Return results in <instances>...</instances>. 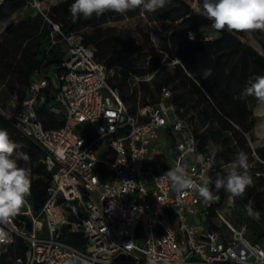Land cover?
<instances>
[{"label":"built area","instance_id":"1","mask_svg":"<svg viewBox=\"0 0 264 264\" xmlns=\"http://www.w3.org/2000/svg\"><path fill=\"white\" fill-rule=\"evenodd\" d=\"M6 0H0V5ZM50 23V38L65 54L54 103L48 110L63 118L56 128H44L36 108L44 99L48 78L35 73L20 106L11 100L0 113L13 127L40 146L56 171L39 212L30 204L6 225L0 224V264H264V242L247 235L226 216L229 197L215 208L214 224L205 222L208 208L198 192H176L160 178L179 162L198 183L209 184L212 170L197 161L195 136L163 87L153 105L129 111L122 93L110 84L116 74L95 60L94 49L79 33H65L42 11L40 2L26 0ZM189 39L195 36L188 34ZM156 72L128 79L130 91ZM52 81V79H51ZM173 139L171 164L146 162L159 132ZM109 171L110 178L101 175ZM206 223L205 228L197 225ZM26 245L22 255L9 252L15 240ZM78 240L76 247L72 242ZM82 239V240H81ZM264 240V237L261 238ZM82 241V242H81Z\"/></svg>","mask_w":264,"mask_h":264},{"label":"trees","instance_id":"2","mask_svg":"<svg viewBox=\"0 0 264 264\" xmlns=\"http://www.w3.org/2000/svg\"><path fill=\"white\" fill-rule=\"evenodd\" d=\"M72 3L74 0H61L51 5L47 17L59 24L65 33H79L83 43L94 49L95 60L106 68L115 69L116 74L110 79V84L120 90L125 103L141 87L143 100L140 107L153 105L159 100L161 89L169 88L171 102L178 116L185 119L195 136L197 151L209 155L215 153L209 187L214 194H218L219 200L208 208L205 222L210 229L218 228L213 222L215 208L223 205L229 195L224 189L217 191L215 188L217 175H226L222 165L233 162L236 159L233 154L237 151H253L259 159L257 163L264 169V144L252 148L248 140L255 126L253 108L258 100L254 96L244 95L248 79L264 75V53L243 39L245 32L213 29L216 35L199 36V30L212 28V21L199 11L202 0H197L198 8L191 7L185 0H169L163 8L157 9L155 18L162 29L159 33L161 53H170L171 58L177 61L167 64L161 61L162 54L154 56L148 71L156 72L149 80L140 81L129 92L128 79L140 76L132 60L122 53L114 35L98 27L97 16H81L74 22L70 13ZM25 5L26 0H6L0 5V21ZM87 27L90 30H86ZM189 33L195 38L189 39ZM64 54L59 44L52 43L50 23L39 12L9 22L0 35V106L6 108L11 100L20 106L27 95L32 76L39 73L49 81L44 88L45 99L36 108L37 117L44 128L61 126L63 118L48 110V105L55 102L56 88L49 73L61 72ZM209 69L211 75L205 77ZM0 129L7 130L10 138L23 146L20 151L29 156L27 162L19 160L18 166L31 171L27 201L32 212L37 213L55 176V163L40 146L19 133L11 120L1 113ZM211 139L218 141L219 150L213 151L208 147ZM257 179L259 183H264L261 174H258ZM248 193L251 197L255 196L256 205L264 200L257 187L249 186ZM233 202L235 206L244 209V197H237ZM235 220L246 222L253 234L250 238L264 237V226L248 214L238 215ZM14 242L16 248L13 249L10 244L9 252L22 255L25 243L19 239ZM72 243L81 248L77 239Z\"/></svg>","mask_w":264,"mask_h":264},{"label":"clouds","instance_id":"3","mask_svg":"<svg viewBox=\"0 0 264 264\" xmlns=\"http://www.w3.org/2000/svg\"><path fill=\"white\" fill-rule=\"evenodd\" d=\"M169 0H74L70 13L75 22L81 16L91 18L99 17L105 12L124 14L136 8L145 12H155L163 8ZM210 21L211 27L217 31L247 32L254 30L264 31V0H202L199 9ZM211 75V70L205 72V77ZM244 95L254 96L259 104L258 111H264V75L249 78L244 89ZM23 146L10 138L7 130L0 129V224H8L18 215L27 204V197L31 188V171L18 166V161L27 162L29 156L20 151ZM197 161L211 168L215 161V153L205 161L203 154ZM249 163L247 154L240 152L236 159L226 166V175H217L215 188L224 189L230 198H243L246 189L252 185L253 180L248 172ZM160 178L170 182L176 192L192 190L198 192L204 203H211L218 199L209 187L207 178L202 183L193 179L187 166L177 163L169 168ZM248 216L259 219L260 213L255 211L252 202L245 206ZM3 230L0 229V243H5Z\"/></svg>","mask_w":264,"mask_h":264},{"label":"rangeland","instance_id":"4","mask_svg":"<svg viewBox=\"0 0 264 264\" xmlns=\"http://www.w3.org/2000/svg\"><path fill=\"white\" fill-rule=\"evenodd\" d=\"M40 2V6L44 14H47L49 7L53 4L61 0H37ZM191 7H197V0H185ZM36 9L31 5H26L22 8L14 11L9 14L6 18L0 21V35L4 30L5 26L9 22H15L22 19L25 15H35ZM157 10L155 12H145L142 8H136L135 10H130L124 14H118L115 12H105L103 15L98 17V27L101 30H105L110 35H114L117 39V46L121 49L122 53L132 60V63L135 65L140 76H145L147 74H151V71H148V67L151 64L154 56H160L162 54V50L160 47L161 39V25L155 18ZM47 16V15H46ZM45 18V17H44ZM46 19V18H45ZM47 20V19H46ZM86 30H90L89 27ZM199 36L211 37L216 35V31L213 28H203L199 30ZM244 40L248 41L251 45H253L256 49L261 52H264V31L254 30L247 31L244 35ZM161 61L167 64H173L177 61L176 58H171L170 53L164 52L161 57ZM50 78L52 79V83L56 86L57 80L54 77V73H49ZM143 100V91L141 87L137 89L135 94L127 100V106L131 113L137 114L138 108L140 107ZM259 101L255 104L253 110L256 116L255 126L248 135L249 144L252 148L255 146L264 144V111H258L257 106ZM198 122V119H196ZM194 126V124H192ZM249 137H251L249 139ZM211 150L216 151L219 150V143L215 139H211L208 146ZM240 151H237L233 154V156L237 157V154ZM249 169L248 172L252 177L253 183L251 186L257 187V189L262 192V196H264V183H259L257 176L261 174L264 176V169H262V165L257 163L259 160L255 153L247 152ZM220 160L222 161V157L220 156ZM229 163H225L222 165V169L226 174V166ZM214 170V169H213ZM215 172V171H214ZM110 178L109 171H105L101 175L102 180H108ZM249 187L246 189L245 195L243 196L245 199L244 209L240 206H235L233 202V206L229 208L230 214L226 217L237 227L245 226L247 230V235L252 237L251 229L248 227L245 221L236 222V216L238 215H246L245 206L252 202V206L255 211L260 213L259 219H255L260 222L262 226H264V200L260 202L259 205L255 204V196H249ZM230 197V194L228 195ZM228 197V198H229ZM252 218V217H251ZM254 219V218H252ZM198 228H205L203 231L207 230L206 223L197 225ZM258 241L264 242L261 238H258Z\"/></svg>","mask_w":264,"mask_h":264},{"label":"crops","instance_id":"5","mask_svg":"<svg viewBox=\"0 0 264 264\" xmlns=\"http://www.w3.org/2000/svg\"><path fill=\"white\" fill-rule=\"evenodd\" d=\"M261 53H264V52H261ZM172 140L173 139H171L168 133V130L162 129L159 132L158 140L154 143V149L150 152L149 157L146 159V162L153 164V165H157L159 162L158 156H160L163 159V162H162L163 167H167L169 164H171L172 149H173ZM208 146H209V143H208Z\"/></svg>","mask_w":264,"mask_h":264}]
</instances>
